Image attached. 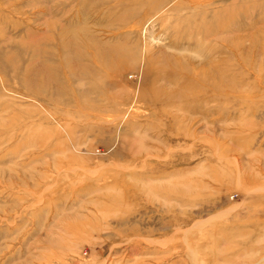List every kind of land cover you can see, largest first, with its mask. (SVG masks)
I'll return each instance as SVG.
<instances>
[{
	"label": "rangeland",
	"instance_id": "rangeland-1",
	"mask_svg": "<svg viewBox=\"0 0 264 264\" xmlns=\"http://www.w3.org/2000/svg\"><path fill=\"white\" fill-rule=\"evenodd\" d=\"M144 2L0 0V264H264V0Z\"/></svg>",
	"mask_w": 264,
	"mask_h": 264
},
{
	"label": "bare ground",
	"instance_id": "bare-ground-1",
	"mask_svg": "<svg viewBox=\"0 0 264 264\" xmlns=\"http://www.w3.org/2000/svg\"><path fill=\"white\" fill-rule=\"evenodd\" d=\"M135 1H138V0H135ZM144 1L145 2L143 4V8H145V9L143 10V15L141 16V18L136 22L137 25L140 24V22L142 23L144 21V19L147 17V15H149V14H153L156 12L158 13V11H161V12L167 11V9H169L168 8L169 4L172 2V0H144ZM159 20L163 21V17H160ZM201 22L202 23H200V24L198 22V24L200 26H199V28H196L197 31L195 33H196V35L198 34L200 36L199 41H202V40L205 41L206 40L207 42L210 43L212 40V37L216 34V33H213L215 27H212L211 25H207L203 21H201ZM190 32H191V30H190ZM195 44L198 45V42L196 41ZM180 46L183 47L184 45L181 44ZM210 52L213 53L214 51L211 50Z\"/></svg>",
	"mask_w": 264,
	"mask_h": 264
}]
</instances>
